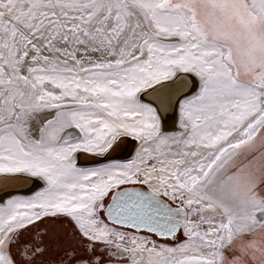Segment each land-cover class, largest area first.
<instances>
[{"label": "snow or ice", "instance_id": "6c2138e0", "mask_svg": "<svg viewBox=\"0 0 264 264\" xmlns=\"http://www.w3.org/2000/svg\"><path fill=\"white\" fill-rule=\"evenodd\" d=\"M0 264H264V0H0Z\"/></svg>", "mask_w": 264, "mask_h": 264}, {"label": "bare ground", "instance_id": "6f19581e", "mask_svg": "<svg viewBox=\"0 0 264 264\" xmlns=\"http://www.w3.org/2000/svg\"><path fill=\"white\" fill-rule=\"evenodd\" d=\"M174 121H175V116L171 113L168 114V123L170 126L174 125ZM132 143H128L126 147L122 148L120 151H118L117 153L114 154V156L116 157H127L131 154L132 152ZM81 162H86L87 164H82L83 166H94L92 163H90V159H88L86 156L81 157ZM79 163V161H78ZM80 164V163H79ZM10 190V191H9ZM11 190H16V191H11ZM18 190V191H17ZM36 190V185L28 183V184H24V183H17V184H13L11 186H7L4 188V191H9L12 192L13 194L16 195H30L32 194L34 191Z\"/></svg>", "mask_w": 264, "mask_h": 264}, {"label": "water", "instance_id": "95a60500", "mask_svg": "<svg viewBox=\"0 0 264 264\" xmlns=\"http://www.w3.org/2000/svg\"><path fill=\"white\" fill-rule=\"evenodd\" d=\"M79 163H80V164H87L86 162H81L80 160H79ZM90 163H91V162H90ZM9 191H10V190H9ZM9 191H8V192H9ZM11 191H16V190H11ZM17 191H18V190H17Z\"/></svg>", "mask_w": 264, "mask_h": 264}]
</instances>
